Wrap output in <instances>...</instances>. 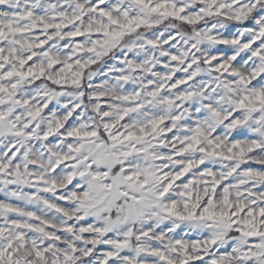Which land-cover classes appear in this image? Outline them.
Listing matches in <instances>:
<instances>
[{"label": "snow or ice", "instance_id": "obj_1", "mask_svg": "<svg viewBox=\"0 0 264 264\" xmlns=\"http://www.w3.org/2000/svg\"><path fill=\"white\" fill-rule=\"evenodd\" d=\"M0 193V264H264V0H0Z\"/></svg>", "mask_w": 264, "mask_h": 264}, {"label": "rangeland", "instance_id": "obj_2", "mask_svg": "<svg viewBox=\"0 0 264 264\" xmlns=\"http://www.w3.org/2000/svg\"><path fill=\"white\" fill-rule=\"evenodd\" d=\"M4 199V195L2 193H0V200ZM15 202V201H13ZM184 233L180 230H178V235H183ZM191 236L194 238L195 234H191Z\"/></svg>", "mask_w": 264, "mask_h": 264}]
</instances>
